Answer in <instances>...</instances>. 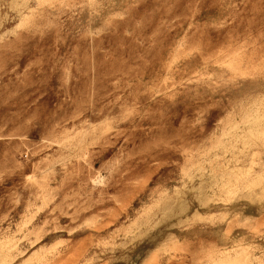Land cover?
<instances>
[{"label": "rangeland", "instance_id": "rangeland-1", "mask_svg": "<svg viewBox=\"0 0 264 264\" xmlns=\"http://www.w3.org/2000/svg\"><path fill=\"white\" fill-rule=\"evenodd\" d=\"M0 264H264V0H0Z\"/></svg>", "mask_w": 264, "mask_h": 264}]
</instances>
